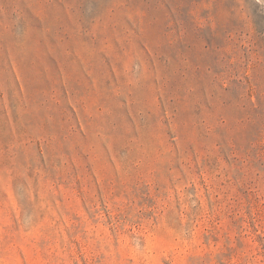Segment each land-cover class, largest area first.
<instances>
[{
	"label": "rangeland",
	"instance_id": "obj_1",
	"mask_svg": "<svg viewBox=\"0 0 264 264\" xmlns=\"http://www.w3.org/2000/svg\"><path fill=\"white\" fill-rule=\"evenodd\" d=\"M0 264H264V0H0Z\"/></svg>",
	"mask_w": 264,
	"mask_h": 264
}]
</instances>
